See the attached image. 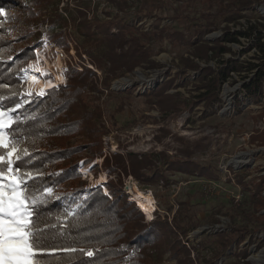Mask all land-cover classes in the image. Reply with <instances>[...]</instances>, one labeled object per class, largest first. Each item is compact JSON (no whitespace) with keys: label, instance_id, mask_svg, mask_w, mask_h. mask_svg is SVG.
Listing matches in <instances>:
<instances>
[{"label":"trees","instance_id":"16d2710c","mask_svg":"<svg viewBox=\"0 0 264 264\" xmlns=\"http://www.w3.org/2000/svg\"><path fill=\"white\" fill-rule=\"evenodd\" d=\"M166 1L115 0V4L122 11H128L135 5L141 12L151 13L163 10ZM183 1H198L218 7L215 13L186 15L196 26L202 27L199 39H188L192 49L189 53L181 54L177 63L180 73L186 74V69L200 71L199 77L196 78L199 81L196 87L200 92L194 95L193 103L206 101L213 104L214 101H220L219 90L224 80L232 76L233 72L240 73L256 68L257 71H253L254 77L250 84H245V88L255 95L263 92L262 32L260 31L257 40L263 57L260 66L250 63L245 65V62L234 59L230 45L239 41L241 35L250 36L257 28V25L252 23L249 30H233L230 23L244 16V8L261 3L262 0ZM75 2L74 8H66L63 13L57 10L46 17L44 22L52 24L48 40L66 50L70 49V43H74L79 61L72 60L69 63L65 84L51 88L45 95L36 92L29 95L21 82L20 73L26 62L34 57L33 49L41 44L40 39H35L40 37L41 33L25 29V34L30 35L33 41L28 47L20 46L18 53L12 56L13 50L9 47L14 40L2 35L8 29L4 18L16 20L22 10H27L28 22L38 25L42 12L36 6L42 5L43 2L32 0L31 5L27 4L21 8L17 7L18 0H0V96L5 97L2 103L9 108H15L12 101L22 104L21 108L12 113L16 122L8 131L16 137L17 147L27 149L30 154L23 157L29 163L22 172L28 174L27 182L37 201L33 216L35 226L41 229L47 238L46 247L38 250L37 264H159L166 252H170L168 259L175 260L176 264H196L190 256V249L180 238L187 233L182 223L183 218H188V221L190 218L178 213L179 218L176 216L170 220L167 215L163 216L156 210L153 220L147 222L137 203L128 199L129 195L124 190V176L131 173L143 184L159 181L167 184V178L157 169L158 162H163L172 171L209 179L216 178L214 171L193 161V147L189 146L184 150L187 157L184 160L172 158L164 152L142 155L128 152L126 156L118 151L104 154L102 136L108 132V128L102 123L103 111L99 106L89 103L85 95L89 89L101 93L108 90V93L112 94H129L128 90H111L112 81L137 67H160L161 63L152 58L153 42L162 43L168 38L172 45H177L187 39L182 31L173 26H157L152 31H143L128 23L126 17L112 20L110 16L109 19H100L95 15L89 19L84 9L89 6L85 1ZM17 8H21V11H16ZM2 9L5 11L4 15L1 14ZM218 17L227 21L224 38L214 41L203 39L205 33L219 27ZM72 25L82 38L79 42L69 38ZM159 49L163 51L165 47L160 44ZM228 52L232 57L226 59L219 68L211 64L202 66L197 61L205 60L208 63L210 59L224 56ZM83 54L90 58L91 64H96L98 69L105 72L101 87L97 73L86 65ZM80 65L83 70L78 69ZM172 82L173 80L163 81L155 89L145 93L147 101L155 103L167 114L180 112L189 106V102L182 99L180 93H166ZM257 117L264 121V107ZM249 142L263 146L264 127L254 130ZM82 153L86 154L88 162L95 157L104 156L100 166L108 172L109 179L105 186L111 196L103 192L101 185H89L82 180L79 171ZM98 167V164L93 166L95 173L98 172ZM238 180L243 183L241 178ZM263 190L264 176L255 183L253 192L248 197L249 202L260 210L264 209ZM168 210L170 208H167ZM217 236L223 238L222 251L218 256L226 254L238 239L229 238V234L225 232H220ZM89 251L93 253L91 257L86 254ZM242 256H248V249H242ZM208 262L213 263L211 260Z\"/></svg>","mask_w":264,"mask_h":264},{"label":"rangeland","instance_id":"374dc122","mask_svg":"<svg viewBox=\"0 0 264 264\" xmlns=\"http://www.w3.org/2000/svg\"><path fill=\"white\" fill-rule=\"evenodd\" d=\"M84 1L89 6L84 7L89 19L95 15L100 19H109L110 16L112 20L126 17L128 23L143 31H152L157 26H173L182 31L187 39L177 45H172L168 38L162 43L153 42L152 58L161 63L160 67H137L134 71L112 81L111 90H128L129 94H112L108 93V90L101 93L90 89L85 92L87 101L99 106L103 111L102 123L108 128V132L102 136L104 154L118 151L126 156L128 152L138 155L164 152L172 158L184 160L187 159L184 150L189 146L193 147L194 151L191 159L211 169L216 175L215 179H209L172 171L163 162H158L157 169L167 178V184L162 181L143 184L129 173L124 176V190L129 195L128 199L141 206L138 193L141 191L152 194L154 214L149 217L139 207L147 222L153 220L156 208L161 215H167L170 220L176 216L179 218L178 213L189 217V221L188 218H183L182 223L187 233L180 238L190 249V256L196 264H210L209 260L213 261L212 264H264V209L254 207L248 198L255 183L264 176V145L249 142L252 132L264 127V121L257 117L264 107V89L255 95L245 88V84H250L254 77L253 71H257V68L240 73L233 72L232 76L224 80L219 90L220 101H214L213 104L206 101L194 104V95L200 92L196 87L199 83L196 78L199 77L200 71L186 69V74L180 73L177 64L181 54L189 53L192 49L188 39L191 41L199 39L202 31V27L196 26L195 22L186 18L187 13L191 16H199L200 12L215 13L218 10L217 5L202 4L198 1L167 0L163 10L148 13L141 12L135 5L128 11L119 10L115 0ZM42 2V5L36 6L42 12L38 25L28 22L29 13L22 10L16 20L4 18L8 29L2 35L14 40L9 47L13 50V56L18 53L20 46L28 47L33 41L30 35L25 34V29L29 28L33 33L39 31L41 36L35 39H40L41 44L33 49L34 57L37 51L50 50L45 67L47 71L50 69V72H53L46 76L42 75L43 77L38 76L54 80L57 72H60L63 75L60 84H65L66 71L71 59L74 62L79 61L75 44L70 43V49L66 50L59 44L49 41L52 24L44 22V19L57 10L63 13L66 8H74L76 2L75 0ZM27 4L31 5L32 0H18L17 7L23 8ZM21 8H17L16 11H21ZM11 11L14 13V8ZM1 14H5L4 9L1 10ZM242 15L244 16L238 21L230 23L233 30L239 28L249 30L252 23L256 24L257 28L250 36L241 35L239 41L230 44L234 52L233 57L245 62V65L250 63L260 66L263 57L257 40L260 31L264 40V0L244 8ZM217 23L219 27L205 33L203 39L214 41L217 38H224L227 21L218 17ZM69 38L78 42L82 39L74 25L70 26ZM160 44L165 47L163 51L159 49ZM58 47L66 50L64 59L57 56ZM230 57L232 54L228 52L224 56L210 59L208 63L205 60L197 61L202 66L211 64L219 68ZM59 59L61 62L57 65ZM89 59L87 55L84 57L86 64H89ZM93 65L94 69L92 67L90 69L97 73L101 87L105 72L98 69L96 64ZM36 68L29 59L21 69V82L27 94L32 92L29 87L31 81L29 73L38 70ZM171 80L173 82L166 93H180L181 98L189 102V106L180 112L167 114L155 103L147 101L145 93L152 91L163 81ZM41 91L43 90L38 92ZM80 156L79 171L82 180L89 185H101L103 192L111 196L105 186L109 179L108 172L100 166L104 156L95 157L91 162L85 158V153ZM95 164L99 165L97 173L93 169ZM102 177L103 180L100 182ZM238 178H241L243 183ZM167 208L170 210L167 211ZM220 232L228 233L229 238L238 239L226 254L218 256L217 254L222 251L223 242V238L217 236ZM242 249H248L246 258L242 256ZM169 256L170 252H166L159 264H176L175 260L168 259Z\"/></svg>","mask_w":264,"mask_h":264},{"label":"snow or ice","instance_id":"6c2138e0","mask_svg":"<svg viewBox=\"0 0 264 264\" xmlns=\"http://www.w3.org/2000/svg\"><path fill=\"white\" fill-rule=\"evenodd\" d=\"M38 94L45 95L43 91ZM4 99L0 96V264H37L38 250L46 247L47 238L35 226L37 201L28 174L22 172L29 163L23 157L30 154L17 147L16 137L8 131L16 122L12 113L22 104L12 101L15 108H9L2 103ZM86 254L93 255L91 251Z\"/></svg>","mask_w":264,"mask_h":264},{"label":"bare ground","instance_id":"6f19581e","mask_svg":"<svg viewBox=\"0 0 264 264\" xmlns=\"http://www.w3.org/2000/svg\"><path fill=\"white\" fill-rule=\"evenodd\" d=\"M61 60L59 59L57 65L60 64ZM43 64V62L41 63ZM59 67V66H58ZM43 68V67H42ZM31 81H30V89L32 90H44L49 87L55 86L60 84L61 80L63 79V75L60 72H57L56 78L54 80L43 79L42 75L39 77L36 73H31ZM46 76V75H44ZM103 180V177L100 179V182ZM138 198L141 201V206H139L143 212L147 214V216L151 217L152 213L154 214L155 204L154 199L151 193L148 192H139ZM141 210V211H142Z\"/></svg>","mask_w":264,"mask_h":264},{"label":"built area","instance_id":"2783aa9c","mask_svg":"<svg viewBox=\"0 0 264 264\" xmlns=\"http://www.w3.org/2000/svg\"><path fill=\"white\" fill-rule=\"evenodd\" d=\"M50 55V50H45V51H42V52H38L35 54V57H33L31 59L32 63L35 64V67L37 68H42V67H45L46 66V62L48 61V57ZM57 56L60 58V59H64L65 56H66V50L64 48H57ZM84 57H86V55H84ZM70 58V57H69ZM72 58V57H71ZM72 61V59H71ZM43 62V64H41ZM89 62V61H88ZM66 65H67V62H66ZM88 67H92L94 69V65L91 64L89 62V64H86ZM83 66H79L78 69L79 70H82Z\"/></svg>","mask_w":264,"mask_h":264},{"label":"clouds","instance_id":"9594fccd","mask_svg":"<svg viewBox=\"0 0 264 264\" xmlns=\"http://www.w3.org/2000/svg\"><path fill=\"white\" fill-rule=\"evenodd\" d=\"M52 72H53V71H51V73H52ZM51 73H50V74H51Z\"/></svg>","mask_w":264,"mask_h":264}]
</instances>
